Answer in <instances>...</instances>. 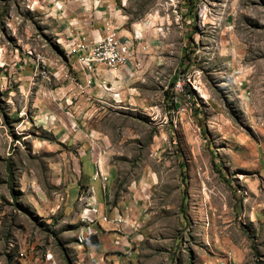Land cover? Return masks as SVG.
Segmentation results:
<instances>
[{
  "label": "rangeland",
  "instance_id": "rangeland-1",
  "mask_svg": "<svg viewBox=\"0 0 264 264\" xmlns=\"http://www.w3.org/2000/svg\"><path fill=\"white\" fill-rule=\"evenodd\" d=\"M45 7L0 0V116L17 144L0 155V264H20L24 253L74 264L89 220L83 203L68 209L67 194L45 185L44 161L8 115L16 61L66 59ZM125 13L155 42L131 48L146 70L131 77L123 108L103 115L115 197L143 190L156 264H264V0H129ZM87 140L95 153L90 132Z\"/></svg>",
  "mask_w": 264,
  "mask_h": 264
},
{
  "label": "crops",
  "instance_id": "crops-1",
  "mask_svg": "<svg viewBox=\"0 0 264 264\" xmlns=\"http://www.w3.org/2000/svg\"><path fill=\"white\" fill-rule=\"evenodd\" d=\"M45 2L47 26L66 59L60 63L52 57L46 60L28 57L16 61L15 70L11 68L10 74L5 75L14 84V89L9 88L8 93V115L21 136L22 140L18 141L29 146L31 157L44 161L48 172L45 185L67 194L68 209L84 204L81 217L89 220H82V238L73 248L74 264H156L152 259L153 249L149 248L152 246L147 220H140L145 203L143 190L129 187L127 195L117 199L114 181L109 183V179L117 175L118 169L107 162L109 156L102 151L108 141L103 115L116 107L123 108L120 104L127 100L131 77L146 70L147 63L141 64V58L132 57L125 66L113 69L95 65L91 74L77 61V55L88 53L95 42L109 33L114 32L127 41L136 53L153 45V35L145 23L129 19L125 13L129 0ZM73 48H79L80 52L72 56ZM21 62L23 65L19 67ZM137 63L139 70L135 69ZM40 65L44 67L41 70ZM66 66L71 71L70 76ZM2 117L0 155H9L8 147L16 148L17 144L12 145L5 138L4 135L8 138L9 135ZM88 132L96 146L95 153L86 145ZM101 177L106 180L102 181ZM84 237L89 241L81 242ZM23 255L15 256L20 264L57 263L49 253L44 260L35 261ZM220 262L221 259H214L206 264Z\"/></svg>",
  "mask_w": 264,
  "mask_h": 264
},
{
  "label": "built area",
  "instance_id": "built-area-1",
  "mask_svg": "<svg viewBox=\"0 0 264 264\" xmlns=\"http://www.w3.org/2000/svg\"><path fill=\"white\" fill-rule=\"evenodd\" d=\"M80 52L79 48L72 49V56ZM133 57L131 46L123 41L116 33H109L102 40L95 42L88 53L77 55V61L88 73L94 72V66L100 65L107 69H113L128 64ZM180 86L179 83L176 84ZM81 88V85L78 84ZM106 180V178H104ZM79 242V238H78Z\"/></svg>",
  "mask_w": 264,
  "mask_h": 264
},
{
  "label": "bare ground",
  "instance_id": "bare-ground-1",
  "mask_svg": "<svg viewBox=\"0 0 264 264\" xmlns=\"http://www.w3.org/2000/svg\"><path fill=\"white\" fill-rule=\"evenodd\" d=\"M91 83V82H90ZM80 240V239H79Z\"/></svg>",
  "mask_w": 264,
  "mask_h": 264
}]
</instances>
